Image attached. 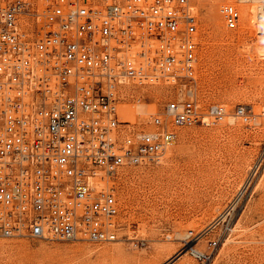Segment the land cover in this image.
I'll list each match as a JSON object with an SVG mask.
<instances>
[{"label":"built area","instance_id":"2783aa9c","mask_svg":"<svg viewBox=\"0 0 264 264\" xmlns=\"http://www.w3.org/2000/svg\"><path fill=\"white\" fill-rule=\"evenodd\" d=\"M222 11L237 28L238 8ZM197 32L191 0H0V235L122 238L119 170L158 161L176 141L175 127L229 115L194 95ZM161 82L178 92L152 116L155 129H124L126 88ZM235 114L251 118L243 104ZM202 234L190 230L185 244L208 264L218 241L199 250L191 242Z\"/></svg>","mask_w":264,"mask_h":264},{"label":"rangeland","instance_id":"374dc122","mask_svg":"<svg viewBox=\"0 0 264 264\" xmlns=\"http://www.w3.org/2000/svg\"><path fill=\"white\" fill-rule=\"evenodd\" d=\"M191 1L199 42L194 95L204 105L224 104L227 119L175 127L176 141L158 161L119 170L120 240L0 235V264H198L185 244L190 230L203 233L191 242L199 250L218 241L208 264H264V0ZM225 4L240 11L237 28L227 27ZM126 90L119 113L131 132L155 129L152 116L178 92L163 82ZM240 104L249 121L235 114Z\"/></svg>","mask_w":264,"mask_h":264},{"label":"bare ground","instance_id":"6f19581e","mask_svg":"<svg viewBox=\"0 0 264 264\" xmlns=\"http://www.w3.org/2000/svg\"><path fill=\"white\" fill-rule=\"evenodd\" d=\"M263 10V9H262ZM264 11V10H263Z\"/></svg>","mask_w":264,"mask_h":264}]
</instances>
